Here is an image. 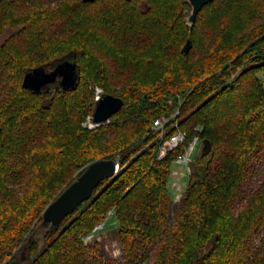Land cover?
<instances>
[{"label": "trees", "instance_id": "16d2710c", "mask_svg": "<svg viewBox=\"0 0 264 264\" xmlns=\"http://www.w3.org/2000/svg\"><path fill=\"white\" fill-rule=\"evenodd\" d=\"M191 11L185 0H0V264H264V0H213L195 22ZM65 56L75 88L23 86ZM96 87L124 104L88 129ZM161 116L172 117L163 138ZM178 131L184 142L160 158ZM195 137L175 207L172 164ZM101 158L119 160L116 175L44 226L46 207ZM112 210L123 256L104 261L86 238Z\"/></svg>", "mask_w": 264, "mask_h": 264}, {"label": "water", "instance_id": "95a60500", "mask_svg": "<svg viewBox=\"0 0 264 264\" xmlns=\"http://www.w3.org/2000/svg\"><path fill=\"white\" fill-rule=\"evenodd\" d=\"M95 1V0H84ZM192 11L188 20L195 22L199 11L203 6L213 0H185ZM192 47L188 40L183 48L187 54ZM79 80L77 62L71 56H65L53 63V68L46 66L32 68L27 71L23 80V86L34 93H41L55 85L62 90L75 88ZM124 101L120 97L103 93L96 101L93 119L96 123L107 122L112 115L117 113L123 106ZM119 170V160L113 158H101L88 164L82 173L67 186L59 196L53 200L42 214V224L46 227H58L67 215L76 211L77 207L89 200L97 186L105 179H110Z\"/></svg>", "mask_w": 264, "mask_h": 264}, {"label": "rangeland", "instance_id": "374dc122", "mask_svg": "<svg viewBox=\"0 0 264 264\" xmlns=\"http://www.w3.org/2000/svg\"><path fill=\"white\" fill-rule=\"evenodd\" d=\"M200 149H201V143L198 142L196 149L191 156V160L195 159ZM175 171L184 172V175L182 174L175 175L174 174ZM189 175H190L189 165L180 166L177 165L176 163L172 164V173H171L169 186L175 207L180 206V204L182 203V199L189 181ZM175 182H177V185L173 186ZM105 185H102L99 191ZM173 220H174V216H172L171 221ZM103 223L104 224L102 225V228L99 231L98 230L95 231V233L93 234L97 237V241L99 242V249L102 254V259L104 261L121 260L123 256L122 246L120 244L118 235L114 233L117 228L115 210H112L106 215L105 221ZM93 235L86 238V241H90L93 238Z\"/></svg>", "mask_w": 264, "mask_h": 264}, {"label": "built area", "instance_id": "2783aa9c", "mask_svg": "<svg viewBox=\"0 0 264 264\" xmlns=\"http://www.w3.org/2000/svg\"><path fill=\"white\" fill-rule=\"evenodd\" d=\"M104 91L102 88L100 87H96V91H95V100H99L102 95H103ZM178 113V112H177ZM177 113H175L172 117H174ZM172 117H167V116H161L159 119H157L154 123V127L158 130H161V134L160 137L163 138V134L165 131V125L171 120ZM100 123H96L93 119V115H89L86 119V121L84 122V126L88 129H94L97 126H99ZM186 138V133L183 131H178L177 133H174L173 135H171L170 137L164 139L162 141V146L160 148L159 151V157L163 158L166 156V154L171 151L172 149L178 147L182 142H184ZM200 142L198 137H195V139L190 143V145L187 147V149L181 153L180 155H178V157L174 160V163H176L177 165L180 166H185V165H189L191 162V156L194 153L197 143ZM175 175H179L182 174L184 175V172H179V171H175L174 172ZM177 185V182H175L173 184ZM104 223H100L94 230L95 231H99L102 228V225ZM92 236V235H90ZM95 236V235H93Z\"/></svg>", "mask_w": 264, "mask_h": 264}]
</instances>
